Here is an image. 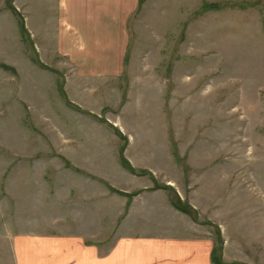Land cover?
<instances>
[{"label":"rangeland","instance_id":"1","mask_svg":"<svg viewBox=\"0 0 264 264\" xmlns=\"http://www.w3.org/2000/svg\"><path fill=\"white\" fill-rule=\"evenodd\" d=\"M23 3L0 0L1 11L15 12L0 22V174L12 163L17 172L16 191L0 175V264H11L12 234H79L107 252L133 199L129 215L140 221L128 227L143 234H193L191 220L215 237V264H225V239L264 255V0H141L128 21L124 76L111 84L110 105L98 114L80 111L77 126L61 82L54 92L33 67L38 56L54 62L45 49L37 56L38 39L22 29ZM50 3L32 0L28 9ZM25 95L35 104L24 103ZM151 132L159 136L151 154L123 157L127 142ZM71 136L107 139L110 151L96 145L92 160L71 161L59 145ZM87 165L93 183L72 171ZM157 192L168 193L179 212L172 203L184 205L188 221L168 226Z\"/></svg>","mask_w":264,"mask_h":264},{"label":"crops","instance_id":"2","mask_svg":"<svg viewBox=\"0 0 264 264\" xmlns=\"http://www.w3.org/2000/svg\"><path fill=\"white\" fill-rule=\"evenodd\" d=\"M29 1L32 0H24L21 9L22 29L28 33L31 42V35L38 39V43L33 47L37 56L39 54L37 50L41 52L45 49L54 62L53 66H49L42 57L38 56V62H32L33 67L39 69L42 73L40 75L46 79L47 76L50 78V86L54 92H57V81L61 82L60 93L64 94L69 104V107L65 105V110L71 113L70 117L74 116L77 126L78 115L85 117L81 112L98 114L110 105L111 84L124 76L129 44L128 21L140 6L141 0H41L51 2L49 4L51 7L39 11L28 9ZM4 16L9 20L15 17V12L0 10V22H4L1 20ZM14 23L13 21L12 25L18 27V24ZM1 61L3 64L12 65L8 61ZM25 98L24 103L35 104L34 96L25 95ZM60 103L62 105L63 101ZM44 104L50 112H53L47 101ZM56 118L58 122L59 120L63 122L57 115ZM65 119L67 120V117ZM60 128L62 129L63 126ZM107 141L101 137L89 139L71 136L62 139L59 145L66 146L70 154L69 160L81 158L88 162L92 160V155L96 152L94 146L104 145L107 153L110 151L107 147L110 143ZM112 141L121 143L119 138ZM158 143V132L155 137L153 132L150 135L140 136L136 140L127 142L123 157L129 159L130 151H133L138 158L146 152L149 155L154 149L149 150L148 146H157ZM55 147H58L57 142H55ZM55 147L53 146L54 151L58 153ZM8 150L12 154V149L8 148ZM117 169H120L119 171L124 175H128L119 166ZM80 170L72 171L94 182V173L89 171L88 165ZM16 173L12 163L4 173L0 174L7 179L8 192L16 191L14 185ZM20 176L22 180L25 178L24 174ZM128 177L137 179L130 175ZM17 190L21 189L17 186ZM183 193V199H185V188ZM149 194L152 193H145L147 196ZM155 195L156 198L161 195L163 199V205L166 207L163 212L169 216L168 226H178L177 224H180L182 220L189 218L187 214L172 207L168 193L157 192ZM179 195L182 197L180 191ZM135 202L136 200L133 199L131 205L133 206ZM189 204L197 211V207L191 202ZM131 205L127 212L128 215L119 221L116 228L118 230L117 236L115 235L116 241H113V246H109L107 252H103L101 246L96 245L94 241L79 234H12L6 240L9 261L11 264H215L213 253L216 240L212 237L207 225L190 220L189 223L196 229L195 233L189 235L143 234V230L139 231L137 226L128 227L140 221L135 215H129ZM154 206L157 210L158 207ZM138 210L139 208H134V213ZM162 213L160 217L163 216ZM212 223L219 227L220 223L216 221ZM222 262L225 264H264V255L249 254L244 244L237 238L229 241L225 239Z\"/></svg>","mask_w":264,"mask_h":264},{"label":"trees","instance_id":"3","mask_svg":"<svg viewBox=\"0 0 264 264\" xmlns=\"http://www.w3.org/2000/svg\"><path fill=\"white\" fill-rule=\"evenodd\" d=\"M123 163V162H122ZM124 165L125 166H127L126 164H125V162H124ZM128 167V166H127ZM128 169L130 170V171H132V169L130 168V167H128ZM173 205H174V207H176L178 210H180V211H182L183 213H188V210H187V208L184 206V205H181V204H179V203H172Z\"/></svg>","mask_w":264,"mask_h":264}]
</instances>
